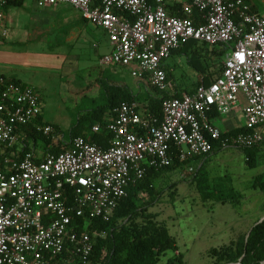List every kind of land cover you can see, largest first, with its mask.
<instances>
[{
  "label": "built area",
  "instance_id": "built-area-1",
  "mask_svg": "<svg viewBox=\"0 0 264 264\" xmlns=\"http://www.w3.org/2000/svg\"><path fill=\"white\" fill-rule=\"evenodd\" d=\"M0 0V38L8 34ZM39 6L69 4L80 16L101 28L111 51L102 65L125 67L134 78L161 92L169 90L165 62L184 42L195 40L223 49L221 74L191 94L162 101L163 119L143 117L135 104L120 103L105 125L109 145L75 137L63 150L34 153L22 159L6 157L0 168V264H92L95 236L78 224L109 221L130 186L147 168L172 165L206 155L219 142L251 148L264 140V0H191L167 13L168 0H35ZM258 8L254 10V5ZM260 6V7H259ZM194 9L202 22L192 19ZM241 107L246 130L221 137L209 116L224 117ZM41 104L32 86L0 74V143L11 147L33 127L53 135L52 126L38 124ZM99 125L92 132L100 130ZM193 168H189V171Z\"/></svg>",
  "mask_w": 264,
  "mask_h": 264
},
{
  "label": "rangeland",
  "instance_id": "rangeland-1",
  "mask_svg": "<svg viewBox=\"0 0 264 264\" xmlns=\"http://www.w3.org/2000/svg\"><path fill=\"white\" fill-rule=\"evenodd\" d=\"M60 9L65 11L66 17L55 13ZM73 12L78 13L69 4H61L58 7L38 6L35 0H24L21 6H12L5 11L8 34L0 38V73L15 75L23 83H30L36 87L43 121L50 124L53 129L50 138L52 141L61 137L64 142L68 141L69 132L76 127L90 137L93 133L92 127L100 125L98 120L90 121V116L102 109L107 112V93L111 86L126 85L142 98L148 95L142 83L132 77L125 67L99 63V55L109 50L108 38L101 28L88 23L91 43L88 45L87 42V45H84L81 40L75 48L71 47L73 40L70 34L76 29L69 28L71 18L75 16ZM76 35L77 33L75 37ZM80 36L84 37L85 33ZM81 46L84 48L81 49ZM194 46H202L199 47L200 49L207 47L208 54L219 49L205 46L200 42ZM69 47L73 48L71 54L76 55L59 69L58 64L61 65L66 61L61 54L66 55L70 50ZM190 50L174 54L165 63L166 68L170 69L173 75L174 84L172 83L170 92L177 89L182 93L196 84L197 69L187 60ZM71 61L72 66L68 64ZM201 62L214 78L222 68L223 57L220 59L201 57ZM149 92L154 94L152 90ZM222 118L228 124L219 122L220 129L226 130L233 125V113ZM110 120V113L107 112L103 116L104 124ZM239 121L243 123V119ZM42 144L43 142L40 141L38 146L42 147ZM246 158L244 150L235 147L217 153L205 165L208 187L221 188L223 192H228L227 195L235 192L238 196H256L254 205L260 206L263 193L253 190L250 185L255 176L264 175V144L254 152L253 167L246 165ZM196 164L197 162L169 173L163 172L154 189L156 201L148 211L156 213V222L166 226L169 233L177 240L178 252L168 251L162 257L163 261L181 254L182 263L174 261L173 264H217L218 262L225 264L226 262L219 260L221 258L225 260L226 257L212 253L214 248L208 250L217 244L192 243V238L206 220V211L201 201L205 197L198 189L194 177ZM190 167L193 170L189 171ZM141 196L142 201L150 200L149 193H143ZM236 211L242 212L243 208H238ZM140 220L137 219L138 222ZM231 250L233 253L234 249ZM60 263L76 264L75 260L68 256Z\"/></svg>",
  "mask_w": 264,
  "mask_h": 264
},
{
  "label": "trees",
  "instance_id": "trees-1",
  "mask_svg": "<svg viewBox=\"0 0 264 264\" xmlns=\"http://www.w3.org/2000/svg\"><path fill=\"white\" fill-rule=\"evenodd\" d=\"M191 0H183L178 4L172 12H168L169 15L181 16L178 13V8L182 3L188 4ZM22 2H8L3 8L9 6H21ZM260 7V6H259ZM258 8V5H254V10ZM192 19L196 24L202 22L200 12L194 9ZM198 43L195 40H189L184 42L180 47L171 52V56L183 50L191 49L190 54L187 57L188 63L193 65L197 69L198 80L195 85L190 89L186 90L188 93H193L200 83L208 85L213 79L211 74L207 72V67L202 64L201 57L203 58H222L224 51L218 49L217 51L208 54L207 47L199 49L198 46H194ZM205 46H208L204 44ZM201 50V52H199ZM213 53V54H212ZM223 67V65H222ZM168 78H172V71L166 69ZM222 68L218 70V77L221 74ZM8 78V77H7ZM139 82H143L144 88L148 91V95L144 98L140 97L139 94L133 92L126 85H114L111 86L107 93L108 109H110L111 119L115 116L114 108L120 103L135 104L138 111L141 112L143 117H150L156 119L159 123L163 119L162 113V101L170 97H180L181 92L175 89L174 92L165 91L161 92L155 89L148 82L141 79H137ZM212 79V80H211ZM9 81H15L14 78H8ZM211 80V81H210ZM202 81V82H201ZM149 90L154 91V94H150ZM105 111L102 109L100 112H94L90 116V121L95 120L100 122L101 129L98 133H92L88 137L81 131L80 128L76 127L69 132V139L67 143L75 137H83L90 140L93 143L101 145L103 148H107L109 145L110 135L105 130L103 116ZM215 120L216 114L209 116ZM36 123L41 124L40 116L36 119ZM79 126V124H78ZM261 128V127H260ZM25 132L24 135L19 134V140L13 146L8 147L0 143V168L4 158L10 157L15 160H20L28 152H33L35 160L39 161V157H42L45 153L58 154L63 150L62 142L54 144L51 142V136L42 134L36 131L33 127H23ZM246 130L240 126H234L228 130H221V137L225 138L233 136ZM40 141L43 142L42 147L38 146ZM264 142V140L257 146L251 148H240L243 149L247 158L246 165L249 167L254 166V152ZM229 148V147H228ZM39 149H42L39 151ZM227 149V148H225ZM221 147L219 142H213V149L204 156L187 159L180 161L174 159L172 165L163 168H147L146 173L139 181L134 185L130 186L127 190V196L124 197L116 208L113 216L109 221H102L100 219L93 220L87 224L86 221L79 218L78 224L81 226V230L87 229L90 233L94 231H105L106 236L100 238L95 236V244L93 253L91 256L92 264H173L174 261L182 263V255H176L174 258L168 257L163 261V258L168 251H176V240L169 233L166 226L160 225L156 222V213L149 212L148 209L156 201L154 196V189L156 182L161 177L163 172H172L177 168L189 167L192 163L197 162V168L195 171V178L198 189L204 197H210L214 194L217 200L230 201L234 206L237 205L239 199L242 196H238L235 192L229 193L223 192L224 190L219 188L208 187V177L206 176L205 165L212 159L217 153L225 150ZM253 190H259L263 193V210H264V175L259 174L255 176L250 185ZM149 193L150 200L142 201V194ZM140 218V222L137 219ZM222 249H212V253L226 257L225 260L222 258L219 261L226 263L237 261L241 257V264H261L264 260V219L255 224L246 238L245 241L238 244L237 249L231 250V245L221 247ZM217 264H221L218 262Z\"/></svg>",
  "mask_w": 264,
  "mask_h": 264
},
{
  "label": "crops",
  "instance_id": "crops-1",
  "mask_svg": "<svg viewBox=\"0 0 264 264\" xmlns=\"http://www.w3.org/2000/svg\"><path fill=\"white\" fill-rule=\"evenodd\" d=\"M182 1L183 0H168L167 11L172 12L173 9L178 4H180ZM23 2H22V4H23ZM182 4H185V3H182ZM59 5H61V4H59ZM59 5L52 6V7H58ZM9 7H12V6H9ZM9 7L4 8L2 10V11H4L3 14H5V11ZM55 13L57 15H59V13H60L62 15V16L60 15L61 17H66L65 11L63 9L56 10ZM73 13H75V16H73L71 18V22L69 23L70 24L69 28L74 27V29L75 28L76 29L72 30V32L70 34V38H72V40H73L72 41L73 46H71V47L75 48L76 44L81 40L84 42V45H87V42L89 45L91 43V34H90V29L88 28V22L85 21L80 16L79 12L78 13L73 12ZM4 22H5V15H4ZM5 25H6V22H5ZM6 28H7V26H6ZM83 32L85 33V36L81 37L80 35H82ZM76 33H77V35L75 37ZM107 41H108V39H107ZM108 44H109V42H108ZM93 46L95 47V43H93ZM202 46H198V47H202ZM73 48H70V50L68 51V53L66 55L61 54V57L66 59V61L64 63H62L61 65L58 64L59 69L62 68L66 64L67 60H71L76 55V54H71ZM80 48L82 49L84 47L81 46ZM80 48H76V49H80ZM110 51H111V46L109 44V50L107 52L103 53V55L109 53ZM103 55H99V61H100L99 63L100 64H101V58ZM68 64L70 66L73 65L72 61L69 62ZM165 69H167L166 64H165ZM0 74L6 76L8 78H14L17 82L23 83L20 79L16 78L15 75H12V74L7 75L6 73H0ZM197 77H198V73H197ZM168 79L170 82L169 90L172 91L171 87H172V83H173V78H168ZM197 80H198V78H197ZM139 83H142L141 85H143V82H139ZM24 84H28V85L32 86L35 93H36V87L31 85L30 83H24ZM138 89H139V85H138ZM185 93L190 94V93L184 91L181 93V95H183ZM39 101H40V99H39ZM40 104H41V102H40ZM107 112L110 113V109H108ZM107 112H105V114ZM240 119H241V121L243 119L242 113H241V107L237 108L233 112V120H232L233 125H230V127H228V129H230L234 126H237V125L241 126L242 122L239 121ZM236 120L238 122H236ZM214 121L218 127H219V122H221L223 124L224 123L228 124L225 120H223L222 117L221 118L217 117V118H215ZM40 122H41V124H48V123H45L43 121L42 112L40 114ZM228 129H226V130H228ZM261 130L264 132V125L261 126ZM263 144H264V142L259 146V148ZM255 198H256V196H242L239 199V202L237 203L236 206H234L229 200L228 201L227 200L226 201L217 200L216 196H210V197L207 196V197H205V199H201L202 207H204L205 211H206V215H205L206 220L200 226V229L196 232V235L192 238V243L204 244L206 242H213V243L217 244V246L211 247L208 250H210L212 248H220V247H224V246H228V245H231V247L236 250L238 247V244L240 242H243L246 240V238L248 237V235L251 231V228L255 224L261 222L264 219L263 201L260 204V206L259 205L255 206L254 205ZM227 207H230V208H227ZM241 207L243 208V211L237 212L236 209L241 208ZM149 212H151V211H149ZM152 213H154V212H152ZM175 240H176V238H175ZM176 246H177V240H176ZM176 252H178V250ZM237 262L241 263V257L238 258Z\"/></svg>",
  "mask_w": 264,
  "mask_h": 264
},
{
  "label": "water",
  "instance_id": "water-1",
  "mask_svg": "<svg viewBox=\"0 0 264 264\" xmlns=\"http://www.w3.org/2000/svg\"><path fill=\"white\" fill-rule=\"evenodd\" d=\"M225 264H241L240 262H230V263H225ZM261 264H264V260L261 262Z\"/></svg>",
  "mask_w": 264,
  "mask_h": 264
}]
</instances>
